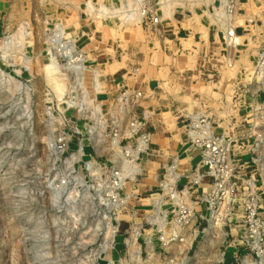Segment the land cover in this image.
Listing matches in <instances>:
<instances>
[{
  "label": "built area",
  "instance_id": "2783aa9c",
  "mask_svg": "<svg viewBox=\"0 0 264 264\" xmlns=\"http://www.w3.org/2000/svg\"><path fill=\"white\" fill-rule=\"evenodd\" d=\"M117 1L129 22L157 25L161 20L157 5L165 0ZM240 1L188 0L207 9L222 29L230 66L239 45L236 13ZM95 12L100 17H116ZM48 44L51 58L76 75L60 97L61 103L52 102L47 108L50 124L54 126L56 119L60 120L47 142L49 170L39 190L48 201L50 227L66 237L67 243L75 244L69 257L106 260L108 264L123 261L125 255L140 259L143 245L167 251L190 239L200 220L223 222L236 215L244 229L240 242L246 253L241 249L234 252V264H241L239 261L247 255L264 259V178L258 175L260 158L256 152L262 143L256 132L264 116V100L258 91L245 90L251 110L238 127L248 123L249 129L240 135L233 134L237 127L234 122L229 123L230 129L218 132L211 115L205 111L191 114L186 135L199 150V160L183 172L179 159L172 158L163 165L159 188L149 194V205L136 204L141 195L128 185L142 176L144 155L154 143L147 129L150 114L144 109L138 112L144 92L127 87L107 96L93 73L86 81L87 56L74 39L57 29ZM263 69L264 50L255 67L258 83L264 80ZM78 72L83 73L82 79ZM236 147L250 150L249 171L243 167L244 162L235 163ZM198 204L205 208L198 210ZM123 230V247L118 249ZM112 250H118L117 258L109 257ZM225 254L223 261L228 264Z\"/></svg>",
  "mask_w": 264,
  "mask_h": 264
},
{
  "label": "rangeland",
  "instance_id": "374dc122",
  "mask_svg": "<svg viewBox=\"0 0 264 264\" xmlns=\"http://www.w3.org/2000/svg\"><path fill=\"white\" fill-rule=\"evenodd\" d=\"M88 1L7 0L0 3V264H108L106 260L69 257L75 244L67 243L66 237L50 227L48 201L39 191L49 170L47 142L60 120L57 118L54 126L50 124L47 108L52 102L61 103L60 97L76 77L59 64L64 76L58 74L55 80L48 78L46 65L55 61L48 53L51 33L59 26L64 28L66 36L85 51L86 81L93 73L107 96L113 94L106 88V75L121 67L133 66L144 50L138 45L144 33L141 21L129 22L117 0ZM157 7L160 16L163 13L164 24L180 14V36L182 41L192 39V44L187 43L191 50H199L203 44L218 49L220 61L217 62L225 65L223 75L231 78L232 90L251 88L264 100V80L259 83V77L255 80L256 63L264 50V0L239 3L236 13L239 45L233 51L232 66L226 61L222 29L201 4L165 0ZM97 10L116 17H100ZM216 31L220 36L214 41L212 34ZM14 34L13 42L6 45V39ZM78 74L82 79L83 73ZM59 83L65 87L64 93L55 87ZM261 120L256 133L262 143L256 152L260 158L258 175L264 178V116ZM197 208L204 209L205 205L198 204ZM239 222L234 215L217 228L218 224L213 221L200 220L183 244L167 251L156 245L148 249L143 245L142 258L130 259L125 255L123 261L110 264H224V252L226 263L234 264V252L241 249L246 253L240 242L244 229ZM123 237L124 230L118 237V249L123 247ZM118 256V250H112L109 255L110 258ZM262 262L264 259L256 260L252 255L239 261L241 264Z\"/></svg>",
  "mask_w": 264,
  "mask_h": 264
},
{
  "label": "crops",
  "instance_id": "0c3cea01",
  "mask_svg": "<svg viewBox=\"0 0 264 264\" xmlns=\"http://www.w3.org/2000/svg\"><path fill=\"white\" fill-rule=\"evenodd\" d=\"M6 1L0 0V3ZM179 15L169 18V24H164L163 13L157 25L141 22L144 33L139 37L138 45L144 50L134 61L137 64L121 67L105 77L106 88L113 95L127 87L138 88L145 94L138 112L144 109L150 114L147 129L152 132L154 143L144 155L142 176L129 184L130 189L141 195L135 203L145 206L149 205V194L159 188L164 164L177 157L181 170L187 172L199 160V150L186 135L191 114L205 111L213 117L218 132L222 128L230 129V122L237 126L234 135L249 129L248 123L238 127V122L249 116V97L246 98L245 91L240 88L232 90L231 78L223 75L225 65L217 62L220 58L215 46L203 44L199 50H191L187 43L192 44V39L182 41ZM208 34L210 38V29ZM219 34L217 31L212 34L214 41ZM250 158L249 149L236 147L234 161L244 162L247 171L251 167Z\"/></svg>",
  "mask_w": 264,
  "mask_h": 264
},
{
  "label": "bare ground",
  "instance_id": "6f19581e",
  "mask_svg": "<svg viewBox=\"0 0 264 264\" xmlns=\"http://www.w3.org/2000/svg\"><path fill=\"white\" fill-rule=\"evenodd\" d=\"M169 1V0H168ZM91 5V4H90ZM106 8V7H105ZM113 11H117L116 9H113ZM119 11V10H118ZM113 13V12H112ZM126 17V16H125ZM248 18L249 17H251L250 15H248L247 16ZM59 29H61V31H63V29L64 28H61L60 26H59ZM15 36H16V34H14L12 37H8V39H6V45H9L10 43H12L13 42V40L14 39H12V38H15ZM18 38H21L20 36L18 37ZM27 61H29V60H27ZM26 61V62H27ZM29 64V62H27V65ZM82 67V66H81ZM62 67L56 62V61H54V63H50V64H47L46 65V72L48 73V78L50 79V80H55V79H58L59 78V76H57L58 74H61V75H63V73L61 72L62 71V69H61ZM64 76V75H63ZM62 78H64V77H62ZM61 80V79H60ZM58 81V80H57ZM52 82V81H51ZM59 82V81H58ZM57 82V83H58ZM55 85V84H54ZM61 85H60V83L59 84H57L55 87L58 89H60V91L62 92L63 90H64V88L65 87H60ZM60 92V93H61ZM62 93H64V92H62ZM61 93V94H62ZM214 222V224H218L217 225V228H220V227H218L219 226V224H222V221L221 220H218V221H213ZM212 223V222H211ZM211 228H213V227H211ZM215 228V227H214Z\"/></svg>",
  "mask_w": 264,
  "mask_h": 264
}]
</instances>
